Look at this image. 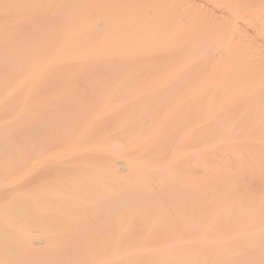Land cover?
Wrapping results in <instances>:
<instances>
[{
    "label": "bare ground",
    "instance_id": "bare-ground-1",
    "mask_svg": "<svg viewBox=\"0 0 264 264\" xmlns=\"http://www.w3.org/2000/svg\"><path fill=\"white\" fill-rule=\"evenodd\" d=\"M262 259L264 0H0V264Z\"/></svg>",
    "mask_w": 264,
    "mask_h": 264
},
{
    "label": "snow or ice",
    "instance_id": "snow-or-ice-1",
    "mask_svg": "<svg viewBox=\"0 0 264 264\" xmlns=\"http://www.w3.org/2000/svg\"><path fill=\"white\" fill-rule=\"evenodd\" d=\"M235 7H241L239 5L235 6ZM248 264H255V262L249 261ZM259 264H264V259H262Z\"/></svg>",
    "mask_w": 264,
    "mask_h": 264
}]
</instances>
